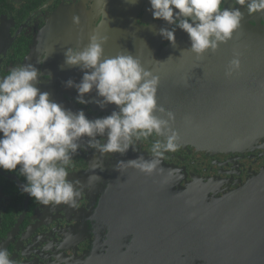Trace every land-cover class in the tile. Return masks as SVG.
<instances>
[{
    "label": "flooded vegetation",
    "instance_id": "1",
    "mask_svg": "<svg viewBox=\"0 0 264 264\" xmlns=\"http://www.w3.org/2000/svg\"><path fill=\"white\" fill-rule=\"evenodd\" d=\"M150 7L149 0H0V77L18 65L34 64L44 74L38 86L54 101L73 111L83 110L90 119L109 115L116 106L101 109L94 102L99 99L95 91L85 96L89 103L81 105L76 89L65 87L63 82L72 79L79 83L84 73L79 67L65 65L64 53L68 48H83L92 35H99L107 41L105 57L131 54L159 76L160 82L169 54L164 46L170 42L159 31L169 26L154 19ZM223 7H241L247 12L234 0H224ZM179 33L188 35L177 29L176 35ZM155 37L161 39L162 46L153 40ZM153 139L137 142L138 150L130 148L124 155L102 156L91 148L80 150L69 173L70 180L79 179L84 185L76 207L39 203L22 193L26 180L18 170L0 168V248L8 251L14 264H73L92 250L97 239L105 237L110 223L116 227L127 217L132 223L138 201L153 202L150 190L143 192L135 186L151 188L158 186V181H139L136 175L129 180V171L136 174L138 170L129 167L118 171L116 165L140 155L150 159ZM180 144L178 151L166 153L162 165L186 170L183 185L193 175L213 179L211 200L239 189L264 169V142L243 152H211ZM93 165L101 167L95 169L101 180L88 187ZM148 211L145 207L143 213Z\"/></svg>",
    "mask_w": 264,
    "mask_h": 264
},
{
    "label": "water",
    "instance_id": "2",
    "mask_svg": "<svg viewBox=\"0 0 264 264\" xmlns=\"http://www.w3.org/2000/svg\"><path fill=\"white\" fill-rule=\"evenodd\" d=\"M244 13L241 27L215 53L198 58L183 33L176 46H164L169 54L158 104L174 113L173 127L186 145L243 152L264 142V13ZM153 40L162 46L160 38ZM236 53L241 69L227 76ZM162 167L152 176L129 171V180L158 181L151 188L135 186L150 190L153 202L138 201L132 223L128 217L116 227L110 223L105 237L73 264H264V169L211 200L213 179L193 175L183 185L186 170Z\"/></svg>",
    "mask_w": 264,
    "mask_h": 264
},
{
    "label": "clouds",
    "instance_id": "3",
    "mask_svg": "<svg viewBox=\"0 0 264 264\" xmlns=\"http://www.w3.org/2000/svg\"><path fill=\"white\" fill-rule=\"evenodd\" d=\"M133 3L137 0H132ZM149 11L156 20L169 27L159 34L176 46V31L189 36L190 51L198 58L215 53L241 27L245 13L240 7H223L224 0H149ZM247 9L248 15L264 13V0H234ZM106 38L92 35L83 48H68L65 65L79 67L84 73L77 83L69 79L67 88H75L77 103L86 105L87 94L96 92L94 102L104 109L115 105L111 114L90 119L83 110L73 111L51 98L38 86L44 74L34 64H22L0 77V168L17 172L26 180L22 193L43 205L68 204L76 207L83 191L82 182L69 179L74 157L80 150L91 148L102 156L137 151V142L154 138L150 159L119 161L122 168H135L146 176L164 171L166 153L181 147L174 129L175 115L158 104L159 76L147 70L131 54L105 57ZM239 53L229 62L226 75L241 69ZM158 113L160 115H158ZM88 187L101 180L95 174ZM0 264H14L6 249L0 248Z\"/></svg>",
    "mask_w": 264,
    "mask_h": 264
}]
</instances>
